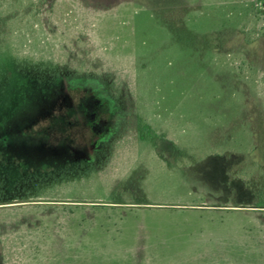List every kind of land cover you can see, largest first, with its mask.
<instances>
[{
	"label": "rangeland",
	"instance_id": "rangeland-1",
	"mask_svg": "<svg viewBox=\"0 0 264 264\" xmlns=\"http://www.w3.org/2000/svg\"><path fill=\"white\" fill-rule=\"evenodd\" d=\"M36 1L0 5V264H264V0Z\"/></svg>",
	"mask_w": 264,
	"mask_h": 264
},
{
	"label": "trees",
	"instance_id": "trees-1",
	"mask_svg": "<svg viewBox=\"0 0 264 264\" xmlns=\"http://www.w3.org/2000/svg\"><path fill=\"white\" fill-rule=\"evenodd\" d=\"M3 2L0 4L1 6L5 7H12L13 5H24L25 3V0H2ZM41 0H37L36 2H39L40 3ZM142 1H145V0H142ZM35 15L37 13H34ZM27 16L28 14L27 13H24V14H7V13H4L3 11L0 12V31L1 32V36L2 38H0V41L4 38L6 41H9V39L11 38L10 36V32H8V30L5 28L9 25H11L13 22H20V21H23L24 23H26V20H27ZM2 51H5L4 48H1ZM7 51H5L4 53H6ZM47 63V62H46ZM84 63V61H83ZM40 64V63H39ZM82 64V63H81ZM48 65V64H47ZM83 66V65H82ZM44 69L45 67V64H42V66H40ZM47 67V66H46ZM38 69V68H36ZM77 75V74H76ZM62 75L59 74V73H56L54 74L51 78H47V80L49 79V81H58L60 79H62L61 77ZM42 78L44 77H39L38 76V79L39 80H42ZM262 81L264 82V73L262 75Z\"/></svg>",
	"mask_w": 264,
	"mask_h": 264
}]
</instances>
